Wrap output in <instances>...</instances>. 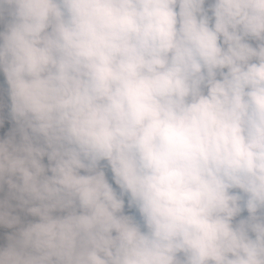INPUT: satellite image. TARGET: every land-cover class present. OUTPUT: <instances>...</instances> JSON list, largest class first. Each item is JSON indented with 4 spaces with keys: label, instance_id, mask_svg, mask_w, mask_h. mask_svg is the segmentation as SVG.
I'll list each match as a JSON object with an SVG mask.
<instances>
[{
    "label": "clouds",
    "instance_id": "clouds-1",
    "mask_svg": "<svg viewBox=\"0 0 264 264\" xmlns=\"http://www.w3.org/2000/svg\"><path fill=\"white\" fill-rule=\"evenodd\" d=\"M0 264H264V0H0Z\"/></svg>",
    "mask_w": 264,
    "mask_h": 264
}]
</instances>
